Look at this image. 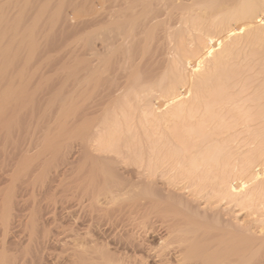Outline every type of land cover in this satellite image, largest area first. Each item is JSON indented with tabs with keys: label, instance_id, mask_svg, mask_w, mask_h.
I'll list each match as a JSON object with an SVG mask.
<instances>
[{
	"label": "bare ground",
	"instance_id": "obj_1",
	"mask_svg": "<svg viewBox=\"0 0 264 264\" xmlns=\"http://www.w3.org/2000/svg\"><path fill=\"white\" fill-rule=\"evenodd\" d=\"M95 1L140 61L97 126L70 118L83 87L54 117L25 85L1 92L0 264H264V0ZM3 40L12 67L24 42Z\"/></svg>",
	"mask_w": 264,
	"mask_h": 264
},
{
	"label": "rangeland",
	"instance_id": "obj_2",
	"mask_svg": "<svg viewBox=\"0 0 264 264\" xmlns=\"http://www.w3.org/2000/svg\"><path fill=\"white\" fill-rule=\"evenodd\" d=\"M3 1L4 0L0 1V39H4L2 41L3 45H5L7 42L10 43L9 40L13 41L14 39L12 38H15L17 40H14V42L18 43V45L19 42L24 43L22 45L20 44L18 49L16 48L17 51L13 49V52L11 48L10 51L12 52L7 57L8 60H13V69L11 66L0 67V95H2L3 93L5 94V92L8 91V88H10V86L11 89H14L15 86V89L18 90L16 93H18L19 88L21 89V87L25 85L27 86V88H23L22 90H28L31 94L35 93V96L32 97L37 98L36 102L39 99L40 102L37 103V105L35 102V107L37 108L38 106L40 112H44L42 116L54 117L57 115V112L55 113V111H60L61 108L59 109L58 106L60 105L58 104L57 106H54V108L57 107L56 110L54 108H50L52 104H50L51 99L54 98L52 102L57 101L59 104H62L63 92L67 86L72 88H74V86L75 88L83 87L84 91L79 94L77 102L74 103L72 108L70 109L69 115L70 118H72L74 116L83 115L84 113H90V116H87V118H94L93 124L95 126L99 125V118L103 117L105 114H110V112L114 111L119 107L120 100H115L114 98H104V95L114 90L122 89L128 84L127 81L130 77V74L135 71L136 65L140 61V50L139 47L136 46L135 41L134 47H137V49H134V53L132 52L130 55H127L125 51H123V48L128 45L125 44L123 46H119L118 44L120 43V37L116 36L115 34H112L111 36L107 35L106 29L109 27L108 21L105 18H93L92 13L95 14L97 11L104 9L107 6V3H102L101 1L97 2L95 0H91L90 2L89 0H77V2L76 0ZM73 1H75V3ZM62 9H64V12H62ZM54 10H57V12H54ZM57 16L60 18H58ZM53 17L57 18L53 19ZM88 19L92 20L89 21ZM39 29H41V31H39ZM87 30H89L88 33H86ZM20 38L21 40H19ZM143 39L144 36H138L135 38V40L138 41H143ZM29 40H31V42ZM150 40L151 39L148 38L147 41ZM14 42L10 43V47H12V45H16V43L14 44ZM32 42V47L36 49H30V51L32 52L31 56V52L26 47H28L27 44L31 45ZM10 44H7V46L5 45L4 48H8V45ZM101 44L103 45V47L101 46ZM36 45L40 46L36 47ZM16 46H13V48H15ZM70 49L72 50L69 51ZM28 51L29 53H27ZM158 54L159 53L155 50L151 52L152 66L146 67L152 69L155 75L156 72L154 70L164 69L163 67H158L156 65V61L159 59ZM28 55H30V58ZM30 59L32 60L30 61ZM38 68H41L40 71L38 70ZM160 70L158 72H160ZM157 75L155 77H157ZM27 82L29 84H27ZM6 86H8V88ZM6 88L7 90H5ZM13 91L15 93V90ZM9 93H11L10 90L8 94ZM4 94L1 97H4ZM28 97L30 99L32 98L29 95ZM41 100L46 101L41 102ZM41 103H44V105L45 103H47L46 105L49 104L50 107H47L45 105V110L47 107V109L49 108L48 110H54L52 112L55 114L52 115L51 112V114L49 115L50 111L48 113H45V110H43L44 105H42ZM52 128H54V131H58V129L55 130V127ZM68 143L69 145L86 146L90 143V137L84 134H77L70 141H68ZM65 146V143L61 144L59 146L60 150H62ZM51 167L52 169L54 168L53 165H51ZM152 213L154 214V212ZM151 214L149 215V217L151 216ZM153 214V217L157 216L156 214ZM155 217L151 218L155 219ZM56 218H59V216H56ZM237 218L242 222L245 221L244 215H241ZM140 234L143 239H146L148 241L149 244L153 246L156 244V236H150L146 233L144 234L143 231ZM57 253H59L58 248L55 251V254Z\"/></svg>",
	"mask_w": 264,
	"mask_h": 264
}]
</instances>
